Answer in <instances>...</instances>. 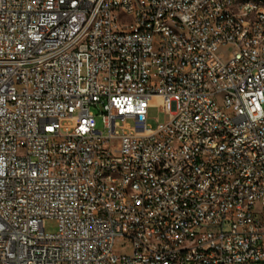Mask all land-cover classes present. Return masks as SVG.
I'll use <instances>...</instances> for the list:
<instances>
[{"label": "built area", "instance_id": "obj_1", "mask_svg": "<svg viewBox=\"0 0 264 264\" xmlns=\"http://www.w3.org/2000/svg\"><path fill=\"white\" fill-rule=\"evenodd\" d=\"M244 4L0 0V264H264V7Z\"/></svg>", "mask_w": 264, "mask_h": 264}, {"label": "bare ground", "instance_id": "obj_2", "mask_svg": "<svg viewBox=\"0 0 264 264\" xmlns=\"http://www.w3.org/2000/svg\"><path fill=\"white\" fill-rule=\"evenodd\" d=\"M258 3L264 7V0H220V6L230 17L249 19V6L244 3ZM134 8H141V1H134ZM119 19L123 23H134V16H127L126 11H119ZM162 29H172V36L186 39V31L176 29V21H162ZM227 98H234V91H224L218 98V105H226ZM111 175H119V168H111ZM137 178L146 179V171H137ZM103 179V171H95V180ZM143 211H151V204H143Z\"/></svg>", "mask_w": 264, "mask_h": 264}, {"label": "rangeland", "instance_id": "obj_3", "mask_svg": "<svg viewBox=\"0 0 264 264\" xmlns=\"http://www.w3.org/2000/svg\"><path fill=\"white\" fill-rule=\"evenodd\" d=\"M220 55L223 57L230 56L233 53V49L231 46L222 47L220 49ZM96 115L97 121V129L103 131V124L101 117L98 115V110L96 108L93 109ZM166 119L165 113L161 111V108L157 105L152 106L148 110V118L147 124L150 128H156L158 122L162 123ZM129 123H132L131 120H128ZM44 229L47 233H56L58 231V221L54 218H49L45 220ZM115 251L119 254H129L132 251L131 245L126 243L125 239L118 240L115 244Z\"/></svg>", "mask_w": 264, "mask_h": 264}]
</instances>
